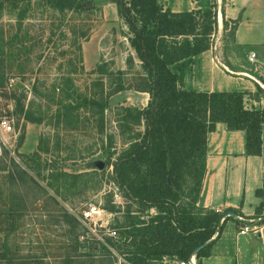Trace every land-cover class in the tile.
Returning a JSON list of instances; mask_svg holds the SVG:
<instances>
[{
    "label": "rangeland",
    "instance_id": "1",
    "mask_svg": "<svg viewBox=\"0 0 264 264\" xmlns=\"http://www.w3.org/2000/svg\"><path fill=\"white\" fill-rule=\"evenodd\" d=\"M80 1L88 7L61 11L47 0H0V121L9 119L14 129L0 137V264H110L100 244L112 230L118 238L114 222L128 204L140 209L118 188L112 163L144 131L127 109L143 108L150 98L136 89L141 62L114 0ZM204 1L206 9L215 6L216 65L204 59L198 67L195 57L183 87L202 86L207 72L217 79L218 52L236 27L233 20L218 22L219 0ZM255 92L264 94L262 87ZM112 204L119 208L109 210ZM230 209L236 216L228 220L240 216ZM65 211L79 223L66 220ZM260 212L252 221L240 216L238 231L246 222L261 225ZM248 237L240 239L243 248H257L258 242L244 243ZM108 247L117 255L113 264L127 262ZM247 258L242 254V264H252Z\"/></svg>",
    "mask_w": 264,
    "mask_h": 264
},
{
    "label": "trees",
    "instance_id": "2",
    "mask_svg": "<svg viewBox=\"0 0 264 264\" xmlns=\"http://www.w3.org/2000/svg\"><path fill=\"white\" fill-rule=\"evenodd\" d=\"M47 1L61 11L89 4L80 0ZM197 1L201 8L176 13L164 8L160 0H114L141 62L136 89L149 93L150 98L143 108H127L133 110L135 121L144 125V131L130 140L112 163L118 188L140 209L133 210L128 204L114 222L120 230L118 238L109 236L107 244H100L102 256L110 264L116 262L117 255L108 246L126 257L124 264L177 263L189 260L197 247L210 241L195 255L202 264L201 259L211 256L231 218L222 222L221 212L201 202L209 133L223 122L229 130L245 131L246 154L262 153L264 108H245V92L201 91L181 85L187 63L211 48L210 38L217 24L216 12L212 11L215 6L206 9L204 0ZM178 37H184L182 42L175 41ZM133 62L129 60L130 66ZM94 98L91 103L97 102ZM63 175L75 179L85 176ZM185 183L190 187L186 189ZM117 208L116 204L108 207L111 211ZM64 216L79 223L68 211Z\"/></svg>",
    "mask_w": 264,
    "mask_h": 264
},
{
    "label": "crops",
    "instance_id": "3",
    "mask_svg": "<svg viewBox=\"0 0 264 264\" xmlns=\"http://www.w3.org/2000/svg\"><path fill=\"white\" fill-rule=\"evenodd\" d=\"M161 1L166 8L170 7L176 13L200 8L197 0ZM219 2L218 22L237 21L235 30L231 40L225 44L223 53L218 52L217 67L220 71H213L217 79L207 72L203 74L205 79L202 86L190 88L201 91H243L246 93L245 108L263 109L264 94L258 96L255 90L261 87L256 80L264 85V0ZM213 49L198 56V67L204 59L210 64L215 63ZM252 53L256 54L258 65L250 62ZM201 197L202 204L208 209L223 212L232 208L240 216L248 217V220H252L260 211L259 215H264V126L262 153L248 155L245 151V131L229 130L225 123H217L216 130L208 136L206 174ZM237 220V217L235 220H227L211 256L201 259L202 264H242V254L248 256L245 261L247 263L250 259L252 264H264V223L260 225L261 231L258 234L249 232L239 235L240 222ZM245 236L249 237L244 239V243L250 242L256 246L258 242L259 246L255 249L244 246V249L240 239Z\"/></svg>",
    "mask_w": 264,
    "mask_h": 264
},
{
    "label": "built area",
    "instance_id": "4",
    "mask_svg": "<svg viewBox=\"0 0 264 264\" xmlns=\"http://www.w3.org/2000/svg\"><path fill=\"white\" fill-rule=\"evenodd\" d=\"M249 60L251 63L255 64V65H258V59L256 57V54L255 53H252L251 56L249 57ZM264 66V64H262ZM256 82L261 86V87H264L263 83L260 82L259 80H256ZM10 132H14V129H13V125L11 123V121L9 119H3L2 121H0V137H3L5 135V133H10ZM240 221L242 222H245V218L243 217H237ZM263 218V217H262ZM261 218V219H262ZM260 219V220H261ZM259 220V222H260ZM252 221V220H251ZM258 222H256V224H254L252 227L250 225L247 224V222L245 223V225H243L242 227H240L239 231H238V234L239 235H244V234H247L249 232H253V233H260L261 231V226L257 224ZM109 236H114L117 234V232L115 230H112L110 231L109 233ZM189 260H191L194 264H197L196 263V257L195 256H192ZM189 260H181V261H178L177 264H191L189 262Z\"/></svg>",
    "mask_w": 264,
    "mask_h": 264
},
{
    "label": "water",
    "instance_id": "5",
    "mask_svg": "<svg viewBox=\"0 0 264 264\" xmlns=\"http://www.w3.org/2000/svg\"><path fill=\"white\" fill-rule=\"evenodd\" d=\"M236 216V214L232 211V210H230V209H228V210H226L224 213H223V215H222V218L223 219H225L226 217H235ZM263 219V218H262ZM261 219V220H262ZM260 220V221H261ZM210 242V241H209ZM209 242H206V243H204V244H202V245H200L199 247H197L195 250H194V256L202 249V248H204ZM189 262L191 263V264H194L191 260H189Z\"/></svg>",
    "mask_w": 264,
    "mask_h": 264
}]
</instances>
